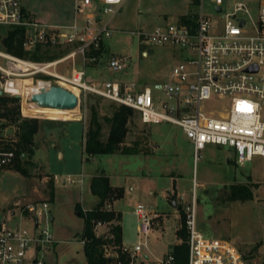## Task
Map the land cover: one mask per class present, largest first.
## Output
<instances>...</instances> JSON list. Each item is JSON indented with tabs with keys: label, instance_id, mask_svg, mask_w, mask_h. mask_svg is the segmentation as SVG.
<instances>
[{
	"label": "rangeland",
	"instance_id": "obj_1",
	"mask_svg": "<svg viewBox=\"0 0 264 264\" xmlns=\"http://www.w3.org/2000/svg\"><path fill=\"white\" fill-rule=\"evenodd\" d=\"M195 1L198 2L125 0L110 21L112 35L103 41V63L85 68L87 80L137 81L142 86L152 87L161 101L166 100L164 92L156 89V85L168 78L174 65L181 61L182 54L170 47L141 44L139 32H149L155 26L176 22L183 15L199 13L201 7ZM226 1L230 2V7L237 2L246 3L255 19L260 4L264 6V0ZM22 2L33 19L61 23L73 19L72 0ZM203 11L212 24L222 27L223 22L212 4L205 2ZM109 17L104 15L105 20ZM247 28L252 30V27ZM6 29L0 27L3 32ZM65 52L54 50L52 56L56 59ZM123 56H130L127 69L114 71L108 68L111 57ZM76 62L77 68L81 69L80 56ZM65 65L70 68L69 63ZM91 100H95L93 105L97 106L101 118L111 116L119 106L104 98H81L75 116L63 119L51 117L46 112L28 113L24 110L26 102L23 104L21 99V116L37 118L41 128L35 136L34 155L21 164L24 171L16 168V161L12 166L0 167V224L7 219L11 227L19 224L32 231L33 218L23 214L21 209L29 203L48 201L53 217L49 227L58 244L56 252L48 255L45 264H88L83 244L77 237L83 231L84 219L78 215L76 205L80 203L83 210L96 206L99 198L91 193L89 182L92 175L103 171L113 186L124 189L123 196L109 208L122 213L125 245L145 243L151 257L163 256L173 244L180 242L176 230L181 225L183 211L179 207L186 208L194 197L199 231L207 237L231 242L239 249L246 264L264 263V157L255 156L252 161L240 164L233 148L217 145H207L195 156L192 142L180 126L168 122L147 124L135 111L125 146L132 148L137 144L141 153L98 154L86 159L82 144L89 125ZM16 131L15 125L0 119V137L5 143L17 140ZM107 132L106 128L105 134ZM51 181H54L53 201H49ZM234 183L248 184L252 197L244 201L231 200L230 186ZM168 191H171V197ZM175 196L177 207L172 203ZM137 205L161 214L154 224L156 230L146 239L138 234ZM12 211L16 214L9 219ZM96 233L108 234V226H97ZM113 251L108 248L106 253Z\"/></svg>",
	"mask_w": 264,
	"mask_h": 264
},
{
	"label": "built area",
	"instance_id": "obj_2",
	"mask_svg": "<svg viewBox=\"0 0 264 264\" xmlns=\"http://www.w3.org/2000/svg\"><path fill=\"white\" fill-rule=\"evenodd\" d=\"M124 1L72 0L73 19L61 23L33 19L22 0H0V27L24 30L25 51H35L39 46L51 52L66 51L56 59L36 61L0 48L2 95H18L23 104L32 103L31 96L39 89L25 92L20 87L25 80L45 88L54 84L67 89L70 86L79 90V104L81 98H104L132 108L147 124L168 122L180 126L191 140L195 156L207 145H217L233 148L240 164L255 156L264 157V6L260 4L255 19L244 2L230 7L226 0H198L199 13L139 32L141 44L170 47L182 54L168 78L156 85L167 98L161 101L152 87L137 81L86 78L87 66L103 63V54L91 52L101 50L104 39L112 35L110 21ZM205 2L215 10L220 8L216 13L222 27H216L205 15ZM104 15L110 17L105 20ZM78 56L81 69L76 66ZM129 59L130 56L111 57L107 66L122 71L129 67ZM15 161V151L0 149V167L12 166ZM49 204L29 203L21 209L33 218L32 231L19 224L11 227L7 219L0 224V264H45L47 256L54 254L58 241L49 227L53 219ZM183 211L188 232L186 264H246L231 242L207 237L198 230L194 197ZM136 213L140 219L138 234L149 238L161 214L144 210L141 205H137ZM15 214L14 211L9 219ZM145 246L141 242L123 243L120 252L106 253L109 264H177L172 247L161 257H151Z\"/></svg>",
	"mask_w": 264,
	"mask_h": 264
},
{
	"label": "trees",
	"instance_id": "obj_3",
	"mask_svg": "<svg viewBox=\"0 0 264 264\" xmlns=\"http://www.w3.org/2000/svg\"><path fill=\"white\" fill-rule=\"evenodd\" d=\"M197 3V1H195ZM24 30L7 28L0 30V48L20 57L41 61L53 59L54 52L49 49L43 50L39 46L35 51L28 52L23 48ZM104 45L101 50L92 51L93 55L100 56L104 53ZM90 118L84 140L83 151L86 159L98 154H138L141 151L136 147L125 146L126 138L130 132V126L135 116V110L119 105L114 109L111 116L101 118L96 105L90 102ZM0 119L7 121L17 128V140L14 143H5L0 137V149L13 150L16 153V168L19 171L21 164L27 163L34 155L35 136L41 128V123L37 118H23L21 116V99L16 96L0 95ZM108 132L105 134V129ZM27 153L26 160H22V154ZM49 201L54 200V181L49 184ZM91 193L99 198V202L92 209L83 210L80 203L76 205V210L84 219V228L77 235L80 241L84 240L83 251L88 264H109L110 258L106 255V249L111 248L120 252L122 241V213L113 208H109L111 203L120 199L124 194L122 187L113 186L110 178L103 171L93 176L90 184ZM252 197V190L248 184L234 183L230 186L231 200H247ZM173 197V199H175ZM183 211V208L180 207ZM98 224L108 226V234H97ZM176 235L180 242L173 244L172 252L176 256L177 264H186L188 254V232L185 223V214L182 212L181 225L176 230ZM264 264V263H263Z\"/></svg>",
	"mask_w": 264,
	"mask_h": 264
},
{
	"label": "water",
	"instance_id": "obj_4",
	"mask_svg": "<svg viewBox=\"0 0 264 264\" xmlns=\"http://www.w3.org/2000/svg\"><path fill=\"white\" fill-rule=\"evenodd\" d=\"M216 10L220 11V8L218 7ZM98 18L100 19V16ZM243 23L242 21L241 24ZM2 94L3 92L0 90V95ZM16 97L20 98L18 95ZM31 102L39 108L74 110L79 106V97L66 87L54 84L49 88L41 87L38 92L31 96ZM94 103L95 100H91V104ZM21 157L23 161L26 160L27 153H23ZM168 194L171 197V191H168ZM172 203L174 207L178 206L176 199H172Z\"/></svg>",
	"mask_w": 264,
	"mask_h": 264
},
{
	"label": "bare ground",
	"instance_id": "obj_5",
	"mask_svg": "<svg viewBox=\"0 0 264 264\" xmlns=\"http://www.w3.org/2000/svg\"><path fill=\"white\" fill-rule=\"evenodd\" d=\"M20 87L25 92L27 90L35 92V91H37L38 89L41 88V87L32 85L31 80H25V81L21 82L20 83ZM69 90L73 91L75 94L79 93V90L74 88V87H70ZM25 105L26 106H25L24 110H26L28 113H32V112H46V113L50 114L51 117H58L59 116L60 118H63V119L64 118L68 119L69 117L75 116V114L77 112V109H74V110H61V109H52V108H39V107L35 106V104H32V103L29 104L27 102L25 103Z\"/></svg>",
	"mask_w": 264,
	"mask_h": 264
},
{
	"label": "crops",
	"instance_id": "obj_6",
	"mask_svg": "<svg viewBox=\"0 0 264 264\" xmlns=\"http://www.w3.org/2000/svg\"><path fill=\"white\" fill-rule=\"evenodd\" d=\"M144 55H147V52L146 51H144ZM92 177H93V175H92ZM91 180H92V178H91ZM91 180H90V182H89V188H90V184H91ZM14 213V211H12V214ZM106 226V225H105ZM108 231H109V229H108ZM102 234H104V233H102ZM56 252V251H55ZM54 252V253H55ZM48 257V256H47ZM48 259V258H47Z\"/></svg>",
	"mask_w": 264,
	"mask_h": 264
}]
</instances>
